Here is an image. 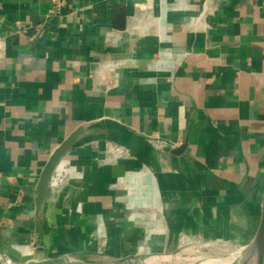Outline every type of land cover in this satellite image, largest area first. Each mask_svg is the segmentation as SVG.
<instances>
[{"label":"crops","instance_id":"0c3cea01","mask_svg":"<svg viewBox=\"0 0 264 264\" xmlns=\"http://www.w3.org/2000/svg\"><path fill=\"white\" fill-rule=\"evenodd\" d=\"M263 189L264 0H0V264L238 261Z\"/></svg>","mask_w":264,"mask_h":264},{"label":"water","instance_id":"95a60500","mask_svg":"<svg viewBox=\"0 0 264 264\" xmlns=\"http://www.w3.org/2000/svg\"><path fill=\"white\" fill-rule=\"evenodd\" d=\"M74 140H75L74 135H71L67 140H65V142L53 152L46 166L44 167L38 184V198L41 202H43V200L45 199V196L47 194L56 167L61 162V160L68 152V150L71 148L72 144L74 143ZM263 217H264V189H263L262 216H261L260 224L253 240L244 249L240 264H264V244L261 246V248L258 251L256 252L254 251L255 249L254 242L258 236L259 231L261 230L260 226ZM122 263L130 264V260L124 259L115 262H107L101 264H122ZM68 264H73V263H71L70 261ZM74 264H86V263H74Z\"/></svg>","mask_w":264,"mask_h":264},{"label":"rangeland","instance_id":"374dc122","mask_svg":"<svg viewBox=\"0 0 264 264\" xmlns=\"http://www.w3.org/2000/svg\"><path fill=\"white\" fill-rule=\"evenodd\" d=\"M243 253V252H242ZM233 256V257H232ZM233 259V260H232ZM236 259V249L231 247L224 248H199L187 247L183 251H178L170 255L154 256L151 258L134 259L130 264H204V263H234ZM70 261L61 260L54 264H68ZM77 263H79L77 261ZM123 264V263H122Z\"/></svg>","mask_w":264,"mask_h":264},{"label":"bare ground","instance_id":"6f19581e","mask_svg":"<svg viewBox=\"0 0 264 264\" xmlns=\"http://www.w3.org/2000/svg\"><path fill=\"white\" fill-rule=\"evenodd\" d=\"M63 166V165H62ZM57 174V173H56ZM54 183H56V182H54ZM261 230L259 231V233H258V236H257V238H256V240H255V242H254V246H255V249H254V251L256 252V251H258L260 248H261V246L264 244V217H263V219H262V223H261ZM204 245H206V244H204ZM233 257V256H232ZM241 257H242V255H241ZM241 257L239 258V260L238 261H234V263L233 264H240V262H241ZM233 260V259H232ZM71 263H77L76 261H71ZM231 262H221V263H204V264H230ZM125 264V263H124Z\"/></svg>","mask_w":264,"mask_h":264}]
</instances>
